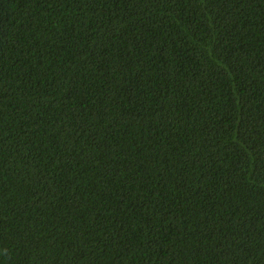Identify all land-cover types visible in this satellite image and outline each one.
Instances as JSON below:
<instances>
[{
    "label": "trees",
    "instance_id": "1",
    "mask_svg": "<svg viewBox=\"0 0 264 264\" xmlns=\"http://www.w3.org/2000/svg\"><path fill=\"white\" fill-rule=\"evenodd\" d=\"M0 264H264V0H0Z\"/></svg>",
    "mask_w": 264,
    "mask_h": 264
}]
</instances>
